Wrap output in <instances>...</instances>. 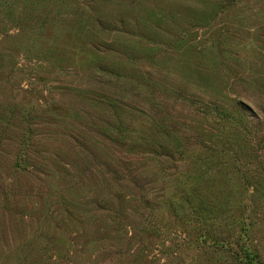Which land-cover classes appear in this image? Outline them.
<instances>
[{"label": "rangeland", "instance_id": "rangeland-1", "mask_svg": "<svg viewBox=\"0 0 264 264\" xmlns=\"http://www.w3.org/2000/svg\"><path fill=\"white\" fill-rule=\"evenodd\" d=\"M0 264H264V0H0Z\"/></svg>", "mask_w": 264, "mask_h": 264}]
</instances>
